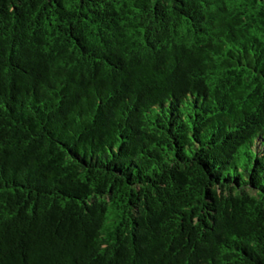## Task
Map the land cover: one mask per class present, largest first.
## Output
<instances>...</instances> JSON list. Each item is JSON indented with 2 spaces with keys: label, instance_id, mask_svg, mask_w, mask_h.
<instances>
[{
  "label": "trees",
  "instance_id": "1",
  "mask_svg": "<svg viewBox=\"0 0 264 264\" xmlns=\"http://www.w3.org/2000/svg\"><path fill=\"white\" fill-rule=\"evenodd\" d=\"M0 264H264V0H0Z\"/></svg>",
  "mask_w": 264,
  "mask_h": 264
}]
</instances>
